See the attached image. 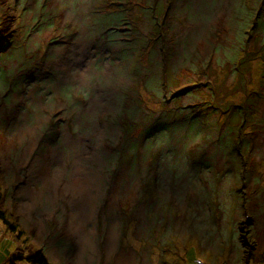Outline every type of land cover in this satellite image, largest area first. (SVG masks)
<instances>
[{
    "label": "rangeland",
    "instance_id": "374dc122",
    "mask_svg": "<svg viewBox=\"0 0 264 264\" xmlns=\"http://www.w3.org/2000/svg\"><path fill=\"white\" fill-rule=\"evenodd\" d=\"M0 212V264H264V0H0Z\"/></svg>",
    "mask_w": 264,
    "mask_h": 264
},
{
    "label": "trees",
    "instance_id": "16d2710c",
    "mask_svg": "<svg viewBox=\"0 0 264 264\" xmlns=\"http://www.w3.org/2000/svg\"><path fill=\"white\" fill-rule=\"evenodd\" d=\"M0 218H2L8 227H10L13 231H16V227L11 225V223L5 219L2 212H0ZM27 250L28 255H26L25 250H20L19 253L17 255H13L6 264H17L18 262L24 260L28 264H48V261L41 250H33L30 247Z\"/></svg>",
    "mask_w": 264,
    "mask_h": 264
},
{
    "label": "bare ground",
    "instance_id": "6f19581e",
    "mask_svg": "<svg viewBox=\"0 0 264 264\" xmlns=\"http://www.w3.org/2000/svg\"><path fill=\"white\" fill-rule=\"evenodd\" d=\"M83 208H84V206H83ZM81 212L86 213V210H82V209H81ZM81 212H80V213H81Z\"/></svg>",
    "mask_w": 264,
    "mask_h": 264
}]
</instances>
